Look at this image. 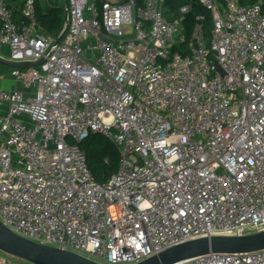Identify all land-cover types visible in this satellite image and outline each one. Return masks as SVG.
<instances>
[{
    "label": "built area",
    "instance_id": "2783aa9c",
    "mask_svg": "<svg viewBox=\"0 0 264 264\" xmlns=\"http://www.w3.org/2000/svg\"><path fill=\"white\" fill-rule=\"evenodd\" d=\"M18 25L0 0V45L23 88L0 86V220L27 238L104 264H134L182 242L264 230V6L199 0H68L61 39ZM103 134L118 171L98 182L79 143ZM0 264H33L2 252ZM176 264H264V249Z\"/></svg>",
    "mask_w": 264,
    "mask_h": 264
},
{
    "label": "water",
    "instance_id": "95a60500",
    "mask_svg": "<svg viewBox=\"0 0 264 264\" xmlns=\"http://www.w3.org/2000/svg\"><path fill=\"white\" fill-rule=\"evenodd\" d=\"M66 21L68 0H65ZM61 36L57 38L59 42ZM0 62L16 68L38 66V61H13L0 56ZM264 249V230L245 235L205 236L171 246L134 264H176L208 253H238ZM0 251L33 264H104L80 253L22 236L0 220Z\"/></svg>",
    "mask_w": 264,
    "mask_h": 264
},
{
    "label": "trees",
    "instance_id": "16d2710c",
    "mask_svg": "<svg viewBox=\"0 0 264 264\" xmlns=\"http://www.w3.org/2000/svg\"><path fill=\"white\" fill-rule=\"evenodd\" d=\"M259 0H240L242 4H255ZM12 10L13 18L18 25L28 23L23 15L22 9L25 0H6ZM264 6V0H262ZM137 6H143L145 0H136ZM192 4L191 10L186 14L184 20V34L186 39L191 37L193 28L199 16H203V32L208 40L211 39L213 20L211 11L199 0H164L163 10L171 15L178 14L181 6ZM66 21V9L64 4L51 5L45 0L36 1V22L46 33L56 38L61 36ZM0 19V30L2 28ZM9 66L0 62V74L4 73ZM81 149L86 152L89 169L98 182L108 181L119 169L120 150L117 145L103 134L92 133L89 137L79 143Z\"/></svg>",
    "mask_w": 264,
    "mask_h": 264
},
{
    "label": "crops",
    "instance_id": "0c3cea01",
    "mask_svg": "<svg viewBox=\"0 0 264 264\" xmlns=\"http://www.w3.org/2000/svg\"><path fill=\"white\" fill-rule=\"evenodd\" d=\"M49 4H53L54 6H57V5H60L58 3V1H54L53 3H50L48 0H46ZM62 3V2H61ZM56 4V5H55ZM65 5V4H64ZM0 56L3 57V58H7L9 59V49L7 46L5 45H0ZM14 68V67H13ZM13 70V69H12ZM12 72V71H11ZM10 72L9 74V77L11 79H13V82L11 83L10 81H7V82H1L2 80L4 79H0V86L1 88H4V89H14L16 87H19L21 88L22 87V84L20 81H18L15 76ZM6 73V71L4 72ZM4 73H2L4 75ZM5 78V76L3 77ZM9 83L12 84V86H9ZM7 110V105L4 103V104H0V114H3V112H5ZM1 252V251H0ZM2 253H0L1 255Z\"/></svg>",
    "mask_w": 264,
    "mask_h": 264
},
{
    "label": "rangeland",
    "instance_id": "374dc122",
    "mask_svg": "<svg viewBox=\"0 0 264 264\" xmlns=\"http://www.w3.org/2000/svg\"><path fill=\"white\" fill-rule=\"evenodd\" d=\"M46 1V0H45ZM50 3H53L54 1H58V3L59 4H65V0H48ZM47 2V1H46ZM62 2V3H61ZM51 5H53V4H51ZM56 5V4H55ZM12 67H10V68H6L5 70H6V73H4V75L3 74H0V79H4V80H2L1 82L3 83V82H7V81H10L11 83L13 82V79H11L10 77H9V74H10V72L12 71ZM5 76V78H3ZM11 83H9V86H12V84ZM21 88H23V86L21 87ZM118 147V146H117ZM0 253H2V251L0 252Z\"/></svg>",
    "mask_w": 264,
    "mask_h": 264
}]
</instances>
